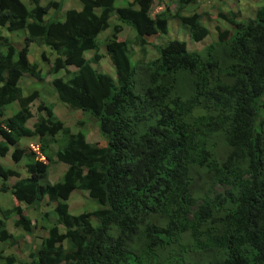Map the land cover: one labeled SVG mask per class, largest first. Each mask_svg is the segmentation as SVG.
Wrapping results in <instances>:
<instances>
[{
  "label": "trees",
  "instance_id": "16d2710c",
  "mask_svg": "<svg viewBox=\"0 0 264 264\" xmlns=\"http://www.w3.org/2000/svg\"><path fill=\"white\" fill-rule=\"evenodd\" d=\"M29 1L31 8L0 0V27L25 32L19 49L0 33V157L13 147L11 160L23 161L26 172L0 162V242L17 239L6 227L10 219L31 235L38 221L26 210L46 201L45 236L22 264H264V4L248 19L219 11L230 28L217 25L216 41L201 57L184 40L154 43L171 19L195 42L209 34L196 10L184 12L196 0H175V10L165 0L154 7V0L118 7L79 0L80 9L64 10L62 20L45 19L51 9L60 12V1ZM111 16L117 23L110 28ZM123 25L133 30V45L143 53L154 47L157 56L132 64L133 46L119 38ZM109 28L103 41L116 80L84 57L89 50L95 63L103 57L99 34ZM30 43L56 54L49 61L41 52L50 73L69 76L53 78L54 91L97 121L100 144L71 132L50 104L37 103L33 114L39 93L24 94L20 83L27 75L41 79L27 56ZM138 67L146 75L142 93L134 88ZM179 72L192 75L185 96L177 90ZM55 161L66 169L50 183ZM74 190L95 207L70 213ZM6 193L10 207L2 203ZM0 261L15 264L17 256L0 254Z\"/></svg>",
  "mask_w": 264,
  "mask_h": 264
},
{
  "label": "rangeland",
  "instance_id": "374dc122",
  "mask_svg": "<svg viewBox=\"0 0 264 264\" xmlns=\"http://www.w3.org/2000/svg\"><path fill=\"white\" fill-rule=\"evenodd\" d=\"M28 8L32 7V3L29 0H21ZM60 1L61 4V10L60 12L51 9L48 11V13L45 15V19H63V12L64 10L68 8H76L80 9L81 4L79 0H56ZM129 0H114L115 6H123L126 4V2ZM168 1L170 5L171 10H175L176 2L175 0H165ZM158 0L153 1V6L157 5ZM44 1H42V4ZM262 4H264V0H196V4L190 5L191 8H187L186 11H184L186 14L190 13L192 10H196L201 16V21L203 24L209 29V34L201 41L195 42L192 39H190L189 32L187 30L186 26L179 25L176 19H171L168 22L167 35L159 36L155 39V44H162L167 41V38L172 39H180L184 40L187 44V47L189 50H196L200 54L201 57H206V52L203 50L204 47L214 41H216V29L215 27L217 25H220L222 28H230L229 24L218 17V12H227L228 10L238 11L239 18L242 19H248L255 16L256 10L258 7H260ZM117 23L114 16H111L110 18V28L113 24ZM127 25H123V29L119 34V38L122 40H126L129 43V46H133V56L131 57L132 64L138 65L137 62H139L140 58L143 60H149L157 56V51L154 47L149 46L146 48V51L140 52V49L132 44L133 35L134 32L130 28L126 27ZM106 29L102 31L99 34V53L103 54L104 57L101 59L98 65L96 67L101 71L109 74L114 80L115 79V71L113 69V66L105 55L106 47L104 45L103 39L108 35V33L111 32V30ZM0 33L7 37V39L17 48H21L23 46L24 42V36L25 32L22 30L19 31H13L9 32L3 27H0ZM102 34V35H101ZM101 35V36H100ZM39 48V49H38ZM46 50L47 58L49 60H52L56 54L51 51L46 45H38L36 43H30L29 45V52H28V59L29 61H35L38 63L41 70V79L35 80L30 76H25L24 79H21L20 83L25 88L24 94L29 93L32 90H37L39 95L36 101H34L31 104V110L33 114H35L36 105L38 102H44L46 104H50L52 106V111L56 115L58 119H60L65 127L69 128L71 132H77L79 130L83 131L86 134V139L89 142H97L100 144V133L98 131V124L97 121L89 114V113H82L80 110L72 109L66 104L62 103L53 88L52 85V79L55 77H62L63 79H67L69 76L65 74L64 71H59L57 73H50V64L48 65L47 60H43L41 57V52ZM1 51H3V48L1 47ZM143 53V54H142ZM92 52H87L84 54V57L88 60V57H91ZM51 57V58H50ZM90 62V61H89ZM91 64V62H90ZM75 69L74 67H70V70ZM192 80V75L188 72H179L177 74V90L180 94L185 96L189 90V85ZM146 84V75L143 74V71L141 68H137L136 75L134 78V88L135 91L138 93L143 92V88ZM18 106L17 102L11 103L9 107L7 108L6 114L12 113V109H16ZM35 121V117H32L27 122V125L29 127L32 126L33 122ZM61 137V135H59ZM22 144L25 146L29 145H35L34 139H23ZM13 147L9 149V152L6 156L0 157V162L7 168H16L19 170V172L22 175H25V169L24 162L21 161L19 164H15L11 158L10 153L12 151ZM55 149V145H53L52 150ZM66 169V165L60 162H52L49 165V171L47 175V181L50 183H53L54 181H58L60 177L62 176L64 170ZM15 179H11V181H14ZM8 194H4L2 203L5 204L6 207H10L7 196ZM69 212L78 214L82 212V210H92L96 203L94 200L90 199L88 195L85 192L74 190L69 199ZM46 201L41 202L37 206H31L27 209L28 215L33 219L38 221V225L33 229L31 235L25 234L24 232L20 231L18 228H16L13 225L12 220L7 221V229L12 234L15 233L19 234L17 235V239L14 243H9L10 240H8V243L0 242V254L6 255L9 253H13L17 256V262L15 264H22L25 260V250L27 248V245L32 243L34 247H37V244L40 242V239L42 236L44 237L45 232L44 229H42V226L46 224V221L42 218L40 220V215L45 210H49V206H45ZM42 211V212H40ZM39 219V220H38ZM48 220V218H47ZM19 243H22L25 245V249H22L18 246ZM36 243V245H35ZM21 248V249H20ZM0 264H2V261H0Z\"/></svg>",
  "mask_w": 264,
  "mask_h": 264
},
{
  "label": "clouds",
  "instance_id": "9594fccd",
  "mask_svg": "<svg viewBox=\"0 0 264 264\" xmlns=\"http://www.w3.org/2000/svg\"><path fill=\"white\" fill-rule=\"evenodd\" d=\"M176 21H177V20H176ZM178 24H179V23H178ZM128 28H129V27H128ZM119 34H120V33H119ZM101 35H102V34H101ZM101 35H100V36H101ZM133 36H134V35H133ZM99 38H100V37H99ZM98 41H99V39H98ZM99 43H100V42H99ZM38 45H39V44H38ZM41 45H42V44H40V46H41ZM38 49H39V48H38ZM138 49H139V48H138ZM44 51L47 52L46 50H44ZM87 52H92V51H91V50L86 51L84 54H86ZM140 52H141V51H140ZM100 54H101V53H100ZM47 55H48V54H47ZM102 55H103V54H102ZM105 55L107 56L106 52H105ZM91 56H92V55H91ZM103 57H104V55H103ZM103 57H102V58H103ZM50 58H51V57H50ZM102 58H101V59H102ZM107 58H108V56H107ZM101 59H100L98 62L95 63L94 61L91 60V57H88V60H90V62H91V66H92L93 68H96L97 70H99V69L96 67V65L99 64V62L101 61ZM140 59H142V58H140ZM140 59H139V60H140ZM109 60H110V59H109ZM49 61H50V60H49ZM110 62H111V61H110ZM47 63H48V65L50 64V62H47ZM95 64H96V65H95ZM111 64H112V63H111ZM49 66H50V65H49ZM112 66H113V64H112ZM70 67H71V66H69V68H68L69 70H70ZM72 67H74V66H72ZM74 68H75V67H74ZM75 69H76V68H75ZM75 69L70 70V71H74ZM113 69H114V67H113ZM99 71H100V70H99ZM32 78H33V77H32ZM33 79H34V78H33ZM38 103H39V102H38ZM28 121H29V120H28ZM28 121H27V122H28ZM34 122H35V121H34ZM34 122H33V123H34ZM26 125H27V124H26ZM27 127H29V126L27 125ZM29 128H32V126L29 127ZM21 175H22V174L20 173V176H21ZM23 176H24V175H23ZM78 191H80V190H78ZM82 192H83V191H82ZM85 193H86V192H85ZM45 206H47V205H45ZM30 207H31V206H30ZM30 207H29V208H30ZM44 211H45V210H44ZM44 211H43V212H44ZM82 211H83V210H82ZM40 212H42V211H40ZM25 215L28 216V217H30V216L28 215V213H27V210H26ZM41 215H42V214H41ZM41 215H40V217H41ZM15 218H16V217H15ZM30 218H31V217H30ZM49 218H50V219H53L52 216H50ZM31 219H32V218H31ZM10 220H11V219H10ZM32 220H33V219H32ZM53 221H54V220H53ZM17 235H19V234H16L15 236H17ZM44 236H45V235H44ZM40 241H41V239H40ZM7 242H8V241H7ZM39 243H40V242H39ZM39 243L37 244V246L39 245ZM32 245H33L32 243L28 244V245H27V248H26V250H25V252H27V251H28V248H30ZM35 245H36V243H35ZM35 248H36V247H35ZM25 254H26V253H25ZM24 261H25V260H24Z\"/></svg>",
  "mask_w": 264,
  "mask_h": 264
},
{
  "label": "crops",
  "instance_id": "0c3cea01",
  "mask_svg": "<svg viewBox=\"0 0 264 264\" xmlns=\"http://www.w3.org/2000/svg\"><path fill=\"white\" fill-rule=\"evenodd\" d=\"M7 194V193H6ZM7 196V200H8V203H9V206H11L10 204V199H9V195H6ZM12 200V204H16V201L14 199H11ZM15 234V233H14Z\"/></svg>",
  "mask_w": 264,
  "mask_h": 264
}]
</instances>
